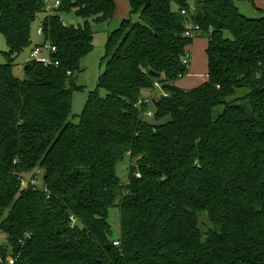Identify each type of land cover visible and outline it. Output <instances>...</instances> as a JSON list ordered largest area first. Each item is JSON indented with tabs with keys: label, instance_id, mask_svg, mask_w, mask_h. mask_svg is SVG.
Wrapping results in <instances>:
<instances>
[{
	"label": "trees",
	"instance_id": "obj_1",
	"mask_svg": "<svg viewBox=\"0 0 264 264\" xmlns=\"http://www.w3.org/2000/svg\"><path fill=\"white\" fill-rule=\"evenodd\" d=\"M59 1L48 15L45 0H0L2 264H264V10L249 17L236 0H128L74 122L91 23L110 22L115 3ZM63 11L83 23L64 24ZM38 19L58 64L30 60L19 78L14 61L32 46ZM190 22L207 39V78L181 88ZM156 83L165 95L146 117L142 91ZM126 155L122 183L116 163Z\"/></svg>",
	"mask_w": 264,
	"mask_h": 264
},
{
	"label": "rangeland",
	"instance_id": "obj_2",
	"mask_svg": "<svg viewBox=\"0 0 264 264\" xmlns=\"http://www.w3.org/2000/svg\"><path fill=\"white\" fill-rule=\"evenodd\" d=\"M190 3H192L191 0H189ZM245 4L240 3V8L247 7L249 8V3L244 2ZM241 8V10H243ZM245 15L249 17H256L260 14L255 13L252 10L242 11ZM60 18L66 25H77L82 24L83 19L81 17H78L74 14L73 11L69 12H60ZM127 18V17H123ZM134 20L137 19V16H132ZM122 18H114L110 22H101V23H91L92 30H93V49L92 51L86 55L80 63L81 70L80 72L76 73L74 75L75 83L77 86H81V90H75L72 92V115L71 117L74 122H78L79 115L83 109L84 103L86 102L87 96L91 91H94L96 89V82L98 76L101 74V72L104 69V61L103 57L105 55V44L107 37L109 33L116 29L119 26V23ZM39 19L32 23L31 25V31H30V37H31V44L32 46H29L26 48L23 52H21L14 61V67L12 68L13 74L19 78H23L24 76V66L27 62H29L30 59V48H32L35 45H41L43 43V38L41 35H38L36 33L37 27L39 26ZM227 37H231L229 33H226ZM7 51V46L5 43V39L2 34H0V63H3L6 61V58L4 56V52ZM100 95L104 94L103 90L98 91ZM142 95L149 98L151 101L149 103H146L148 105V108L145 111H150L153 115V106L151 102L153 99L157 98L159 95H161V89L160 88H153L151 90L145 89L142 91ZM148 113V112H147ZM152 115L146 117H152ZM130 165V158L128 155L124 156V158L116 163V174L119 177L120 181L122 183H126L127 176H128V169ZM41 170H35L34 174L36 177L34 179H40L41 177ZM37 184H41L40 180L36 181ZM109 215V223L111 225V238L113 240H116L119 237V213L117 208H110L108 211ZM203 220V218H202ZM6 243V234L0 230V245ZM9 248H6V256L5 261L7 263L9 262ZM8 253V254H7ZM0 264H2V259L0 258Z\"/></svg>",
	"mask_w": 264,
	"mask_h": 264
},
{
	"label": "crops",
	"instance_id": "obj_3",
	"mask_svg": "<svg viewBox=\"0 0 264 264\" xmlns=\"http://www.w3.org/2000/svg\"><path fill=\"white\" fill-rule=\"evenodd\" d=\"M115 3L114 18L128 17L129 3L128 0H113ZM249 3V8L244 7L241 10L240 3ZM236 6L242 12L252 10L257 13L264 10V0H236ZM244 13V12H242ZM207 39L202 37H195L187 46L186 52L189 53V67L187 74L178 78L175 85L181 88H193L204 82L207 78V56H206Z\"/></svg>",
	"mask_w": 264,
	"mask_h": 264
},
{
	"label": "built area",
	"instance_id": "obj_4",
	"mask_svg": "<svg viewBox=\"0 0 264 264\" xmlns=\"http://www.w3.org/2000/svg\"><path fill=\"white\" fill-rule=\"evenodd\" d=\"M59 6H60L59 0H45L46 14L48 15L52 14L54 10L57 9ZM181 13L185 14V11L182 10ZM197 29H198V26L190 22L185 27L184 35L186 37L194 39L195 32ZM36 33L38 35L43 36V29H42L41 24L37 27ZM55 51H56V48L54 45H52L49 41H43L41 45H35L32 47V49L30 50V59L44 66L57 65L58 61L53 58V54L55 53ZM189 56H190L189 53L186 52L182 60L183 65H185L187 69L190 65ZM154 87L161 89L160 85L157 83L154 85ZM161 94L165 95L162 89H161ZM150 101L151 100L149 98L145 99L146 103H149ZM138 102H141V101H138ZM144 114L146 115L148 114V116L152 115L150 111H146ZM115 244H118V242H115Z\"/></svg>",
	"mask_w": 264,
	"mask_h": 264
},
{
	"label": "water",
	"instance_id": "obj_5",
	"mask_svg": "<svg viewBox=\"0 0 264 264\" xmlns=\"http://www.w3.org/2000/svg\"><path fill=\"white\" fill-rule=\"evenodd\" d=\"M145 2L146 5L149 4V0H143Z\"/></svg>",
	"mask_w": 264,
	"mask_h": 264
}]
</instances>
